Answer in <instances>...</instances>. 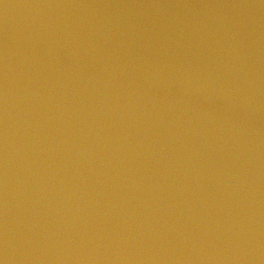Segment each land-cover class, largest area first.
Instances as JSON below:
<instances>
[{
	"label": "water",
	"instance_id": "95a60500",
	"mask_svg": "<svg viewBox=\"0 0 264 264\" xmlns=\"http://www.w3.org/2000/svg\"><path fill=\"white\" fill-rule=\"evenodd\" d=\"M0 264H264V0H0Z\"/></svg>",
	"mask_w": 264,
	"mask_h": 264
}]
</instances>
